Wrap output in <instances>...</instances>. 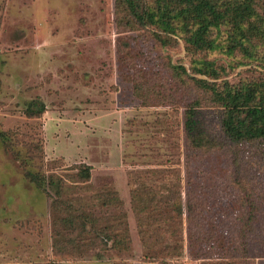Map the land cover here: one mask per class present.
<instances>
[{
    "label": "rangeland",
    "instance_id": "rangeland-1",
    "mask_svg": "<svg viewBox=\"0 0 264 264\" xmlns=\"http://www.w3.org/2000/svg\"><path fill=\"white\" fill-rule=\"evenodd\" d=\"M117 23L115 0H0V133L7 135L0 136V264L264 259V143L229 144L220 109L190 80L219 91L264 81V50L253 57L230 50L228 29L211 32L218 47L210 52L190 51L173 31L166 32L172 43L160 46L147 29L121 32ZM196 59L223 71L201 74ZM195 100L198 148L183 130ZM83 165L88 181L75 176ZM28 170L56 174L69 187L63 200L72 209L62 216L76 220L68 238L79 234L77 217L90 213L101 226L125 221L128 250H109L107 241L56 257L52 199L29 182ZM113 192L120 207L109 204ZM154 196L169 202L157 206ZM158 209L169 214L161 222Z\"/></svg>",
    "mask_w": 264,
    "mask_h": 264
},
{
    "label": "trees",
    "instance_id": "trees-1",
    "mask_svg": "<svg viewBox=\"0 0 264 264\" xmlns=\"http://www.w3.org/2000/svg\"><path fill=\"white\" fill-rule=\"evenodd\" d=\"M115 12L117 27L121 32L147 29L160 46L172 43V38L166 32L173 31L184 40L190 51L210 52L218 47L215 39L211 38V32L213 30L223 32L224 29H228V32L223 33L227 34V40L231 41L230 50L237 47L247 57H253L261 53L260 50H264V0H115ZM255 39L259 42L254 41ZM195 62L198 64L199 72L211 78L219 77L223 71L211 61L196 59ZM181 73H185L184 69H181ZM181 73L177 71L176 76L180 77ZM190 80L201 84L203 92L208 94V100L220 109V132L229 144L264 143L263 80L245 83L238 87L225 84L226 87L221 91L204 81ZM197 104L195 100L185 107L183 121L186 139L194 148L204 146V139L200 137L198 131L195 109ZM42 112L43 108L37 112L28 109L27 116H39ZM0 136L7 137L1 133ZM90 171L89 166L83 165L75 176L88 181ZM25 177L37 188L45 189L46 195L52 199L53 249L56 257L84 250H99L101 246L107 245V241L112 243L109 250L117 253L128 250L130 238L125 221L107 227L101 226L99 220L90 213H82L77 217L81 226L79 234L76 238H68L74 231L76 217L62 216L64 213L70 214L72 209V201L68 198L63 200L69 187L64 184L62 177L56 174L39 175L30 170L26 171ZM134 193L132 191L131 194L133 201L136 199ZM153 198L157 206H164L169 202L166 196H162L159 200L155 196ZM110 202V206L120 207L121 200L116 192L110 193ZM147 206L150 209L153 203L149 201ZM157 212L154 220L159 222L169 215L164 209H158ZM58 225L62 227V231H59ZM155 234L156 229L153 235ZM99 256L96 255L101 260ZM255 263L264 264V259Z\"/></svg>",
    "mask_w": 264,
    "mask_h": 264
}]
</instances>
